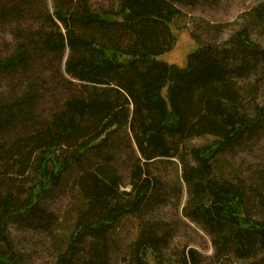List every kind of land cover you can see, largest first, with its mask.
Masks as SVG:
<instances>
[{"label":"trees","instance_id":"16d2710c","mask_svg":"<svg viewBox=\"0 0 264 264\" xmlns=\"http://www.w3.org/2000/svg\"><path fill=\"white\" fill-rule=\"evenodd\" d=\"M217 1L52 0L51 5L49 0H0V21L11 25L13 45L8 55L0 56V72L20 71L24 76L19 94L0 95V133L7 138L0 141V243H7V251L0 246V264L19 263V256L8 252L12 243L5 240L12 220L20 214L37 216L40 201L62 184L65 173L75 171L82 177L89 155L112 159L111 140L125 128L140 155L132 171V199L124 204L108 201L116 179L105 168L85 170L88 209L58 264L73 263L86 232L104 237L125 214L139 211L155 186L147 165L164 158H179L183 164L191 196L189 217L237 246L239 254L264 245V218L252 211L255 201L264 212V196L252 199L245 186L219 174L216 167L224 152L264 130V100L258 101L264 93V68L259 70L264 46L250 37L249 26L215 45L191 32L198 47L186 67L160 59L178 39V5ZM249 14L264 31V2ZM33 59L52 60L57 79L64 81L66 73L72 87L37 131L28 126L36 119L33 113L48 76L26 77ZM251 74L256 80L244 104L237 77ZM17 121L25 131L13 138ZM205 135L217 139L202 146L187 144ZM128 149L134 151L133 145ZM32 169L38 181L25 200H19L24 188L7 173L25 176ZM160 230L157 224L141 226L132 246L135 264H150L152 256L160 263ZM104 241L93 242L89 258L75 262L108 264Z\"/></svg>","mask_w":264,"mask_h":264},{"label":"rangeland","instance_id":"374dc122","mask_svg":"<svg viewBox=\"0 0 264 264\" xmlns=\"http://www.w3.org/2000/svg\"><path fill=\"white\" fill-rule=\"evenodd\" d=\"M96 1L98 0H92L93 3ZM261 2L264 0H218L197 5H178L182 11L176 18V27L174 26L178 39L172 50L161 55L160 59L169 64L186 67L189 54L198 47L191 32H195L202 42L221 44L235 31L249 26L250 37L264 46V31L252 22L249 14V11ZM49 3L52 5V0H49ZM11 30L9 23L0 21V56L8 55L13 49ZM232 60L233 58L230 59ZM51 61L33 59L26 69L27 78L48 76L33 113L36 119L28 126L30 131H37L39 122L48 118L55 104L61 103L72 89L67 82L66 73L63 72L65 82L57 79L60 77L56 72V64ZM64 62L60 66L63 71ZM263 68L264 64L261 63L259 70ZM254 76L251 74L237 77V91L244 104L249 102L250 86L256 80ZM23 83L24 76L20 71L0 72V95L6 98L19 94ZM263 100L264 93L258 98L260 102ZM15 124L13 138L25 131L19 121ZM6 139L0 133V141ZM216 139L215 136L205 135L191 138L187 144L202 146ZM131 145L134 151L128 149ZM109 150L113 152L112 159H99L95 155H89L81 167L82 177H77L75 171L65 173L60 181L62 184L59 183V187L51 190L40 201L37 216L34 213L20 214L12 220L5 240L12 243L8 252L19 256L17 264H58L74 237L76 223L82 212L88 209L84 195L87 179H82L85 170L95 172V169L105 168L116 179L114 195L109 196L108 201L124 204L132 199V171L136 157L140 155L129 128L123 129L113 137ZM216 167L219 174H225L232 181L245 186L248 196L252 199L254 195L264 196V130L256 131L255 135L247 136L239 145L227 153L224 152ZM183 168L179 158H164L148 163L147 170L155 186L146 204L136 213L125 214L104 237L86 232L79 243L78 255L73 259V263L69 264H77L75 261L78 259L87 260L93 242L101 243L104 240L109 253L108 264H135L132 261L134 240L141 226L151 224L161 226L160 234L163 235L158 252L159 264H264V245H257L253 252L244 250L239 254L234 250L237 246L219 239L209 226L189 217L191 196L189 187L183 180ZM7 175L15 179L17 186L24 188L19 200H25L27 190L38 181L34 169L29 170L25 176L15 173L11 175V172ZM252 211L256 217L264 218V212L255 201L252 203ZM88 218H93V215ZM6 244L0 243V246H4V251H7ZM150 264H158L154 256L151 257Z\"/></svg>","mask_w":264,"mask_h":264}]
</instances>
